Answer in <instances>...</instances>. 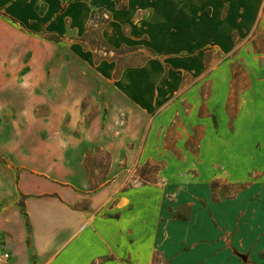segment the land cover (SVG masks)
Returning <instances> with one entry per match:
<instances>
[{"label": "rangeland", "instance_id": "374dc122", "mask_svg": "<svg viewBox=\"0 0 264 264\" xmlns=\"http://www.w3.org/2000/svg\"><path fill=\"white\" fill-rule=\"evenodd\" d=\"M203 6L179 28L150 0H0V121L22 130L21 167L69 179L87 208L86 158L114 183L103 209L159 211L121 264H264V1Z\"/></svg>", "mask_w": 264, "mask_h": 264}, {"label": "crops", "instance_id": "0c3cea01", "mask_svg": "<svg viewBox=\"0 0 264 264\" xmlns=\"http://www.w3.org/2000/svg\"><path fill=\"white\" fill-rule=\"evenodd\" d=\"M113 1L120 10H128L136 3V0H118L125 3L122 8L117 0ZM137 1L146 5L149 0ZM150 1L158 6L161 25L184 28L200 26L195 6L199 14L203 5H214L221 0ZM263 1L247 0V3H254L257 9ZM210 17L206 15L202 20L214 26L208 34L215 36L216 24ZM13 20L23 24L18 19ZM185 34L191 35V32L182 33ZM59 36L56 41L63 38V34ZM7 107V95L0 92V119L5 116ZM15 119L13 116L12 122L16 123ZM6 124L5 120L0 121V233L5 237L3 245L10 256L0 264H121L126 259L133 261L137 230L150 228L152 213L158 215L159 211L118 209L116 206L103 209L105 201L118 200L111 189H105L114 183L111 179L103 184L107 187L101 185L92 190L84 160L79 180L81 187L91 192V203L87 208L75 206L79 193L65 184L69 179L55 175L45 177L21 167L22 130L16 128L9 132ZM123 194L129 204L132 193L126 190ZM21 199L25 202L26 215L21 210Z\"/></svg>", "mask_w": 264, "mask_h": 264}, {"label": "trees", "instance_id": "16d2710c", "mask_svg": "<svg viewBox=\"0 0 264 264\" xmlns=\"http://www.w3.org/2000/svg\"><path fill=\"white\" fill-rule=\"evenodd\" d=\"M117 3L119 4V6L120 7H125V3H120L118 0H117ZM3 15H5L4 13H2ZM6 16V15H5ZM15 21V20H14ZM52 39H54V40H58V39H56V38H52ZM98 155H100V154H104L105 155V158H106V162H104V164H102V168L103 169H105L104 171H105V173H108V171H109V168H110V164H111V155H110V153H109V151H107V150H104V149H102V148H97V152H96ZM89 153H87V155H88ZM101 158V160H102V157H100ZM88 163H87V159L85 158V160H84V166H85V169H86V172H87V176H88V179H89V183H90V188L92 189V190H95V189H97V188H99L101 185H103V184H106V183H108L110 180H111V178H107V177H102V178H98V179H93L90 175H88V172L90 171V168H89V166L87 165ZM143 180L145 181V182H154L153 180H151V179H148V178H146V177H143ZM20 206H21V210H22V212H23V214L24 215H26V211H25V202H24V200L23 199H21L20 200Z\"/></svg>", "mask_w": 264, "mask_h": 264}, {"label": "built area", "instance_id": "2783aa9c", "mask_svg": "<svg viewBox=\"0 0 264 264\" xmlns=\"http://www.w3.org/2000/svg\"><path fill=\"white\" fill-rule=\"evenodd\" d=\"M10 254L9 252H4L0 254V263H4L8 258H9Z\"/></svg>", "mask_w": 264, "mask_h": 264}]
</instances>
